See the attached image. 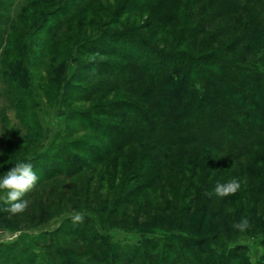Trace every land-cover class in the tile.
<instances>
[{"label":"trees","instance_id":"trees-1","mask_svg":"<svg viewBox=\"0 0 264 264\" xmlns=\"http://www.w3.org/2000/svg\"><path fill=\"white\" fill-rule=\"evenodd\" d=\"M58 10L41 12L53 22L45 34L61 28V18L67 24L66 11ZM89 10L90 4L82 12ZM121 15L144 18L145 33L106 28L76 39L60 34L53 42L77 62L80 76L60 86L48 79L65 126L26 162L39 180L24 199L44 184H68L61 196L71 191L74 197L81 182L78 194L94 206L75 211L85 214L84 222L69 219L70 233L52 231L38 252L0 253V261L249 264L240 241L264 244V0H121L114 16ZM82 53L107 59L80 61ZM86 81L90 91L74 97ZM112 91L122 100L100 103ZM91 102L92 108H82ZM233 178L241 181L235 196L207 195ZM148 193L158 194V205L137 215L146 225L107 224L114 212L103 214L107 205L121 208ZM4 207L0 201V220L17 219ZM28 214L35 227L43 226L33 209ZM40 215L45 217L44 208ZM242 218L251 223L246 233L233 227ZM94 229L122 230L136 242H105Z\"/></svg>","mask_w":264,"mask_h":264},{"label":"rangeland","instance_id":"rangeland-1","mask_svg":"<svg viewBox=\"0 0 264 264\" xmlns=\"http://www.w3.org/2000/svg\"><path fill=\"white\" fill-rule=\"evenodd\" d=\"M120 1L79 0L75 5L70 2L62 6L64 0H0V153H2L0 178L18 161L27 162L30 155L43 152L47 148L48 141L64 129V110L60 107L57 92L51 85L48 88V79L60 86L73 75L80 76V71L77 62L69 61L68 55L60 54L59 50L53 48V42L56 40L59 42L57 37L66 33L69 38L76 39L106 28L109 30L135 28L145 33L143 29L147 23L144 18L137 15L131 18L121 15L117 19L114 16ZM88 4L91 10L88 14H84L82 11ZM50 6L53 9L59 8L58 11L61 12L66 11L67 24L63 26L65 18H61L59 25L61 28L58 27L61 30L53 29V32L45 34L46 30L44 31L43 28L50 27L53 22L52 19L41 17V14ZM76 29L78 33L74 31ZM98 59L104 61L107 58H98L86 53L79 56L80 61L86 62ZM25 74H28L29 79ZM87 85V81L82 83V90L74 92V97L87 94L90 91ZM46 91L48 95L44 96ZM117 96L121 99L118 91H112L106 94L100 103L107 106L114 102ZM56 97L57 100H53ZM93 103H85L82 108L90 109ZM76 106L79 104L77 103ZM30 118H35L37 121H31ZM36 132L42 136L40 141L38 135L35 136ZM84 158L87 159V156ZM78 183L72 190L74 194L77 193L76 196L71 197L70 191L69 195L64 196L65 198H62L61 192L70 190L68 184L41 185L34 191L32 198L28 199L30 201L28 209L18 214L17 219L0 220V253H15L17 249L36 253L38 246L49 242L52 231L60 229L70 233L71 227L67 223L70 216L68 214L62 216L61 213H74L94 206L93 202L84 201L80 197L78 193L81 192L82 187L78 186ZM5 194V191H0V197ZM126 197L121 196L124 199ZM126 203L127 205L116 209L107 205L108 210L103 214H108L111 209L114 210L106 220L108 225L113 227L146 225L142 218L136 219V217L140 215L141 210L152 209L158 205V194L148 193L144 198L135 201L129 198ZM29 208L37 214L43 226L35 227L37 224L30 222ZM43 208L46 215L42 218L40 211ZM92 233H99L104 237L103 241H111L112 244L132 245L136 242L135 235L124 233L122 230L98 232L94 229ZM253 241L259 245L258 238ZM246 249L245 255L249 260V248ZM21 260L25 264V257ZM12 263L14 264V260ZM0 264L7 263L0 261ZM256 264H264V257H258Z\"/></svg>","mask_w":264,"mask_h":264},{"label":"clouds","instance_id":"clouds-1","mask_svg":"<svg viewBox=\"0 0 264 264\" xmlns=\"http://www.w3.org/2000/svg\"><path fill=\"white\" fill-rule=\"evenodd\" d=\"M0 155H2V153H0ZM38 180L39 176L34 171L33 165L30 162L18 161L6 171L2 178H0V191L6 192L3 197H0V201L6 205L3 211L7 212L10 216L24 213L30 205V201L24 199V197L26 193L30 192L36 186ZM240 188L241 181L238 178H233L224 183L218 182L213 192H209L207 195L212 196L215 194L221 198L235 196ZM70 219L74 225L83 223L85 214L76 212ZM250 226V220L247 218H242L233 225V227L241 233H246ZM239 245L249 248V264H256L258 257H264V244L258 245L251 239H244L240 241ZM234 247H236V245H229L230 250Z\"/></svg>","mask_w":264,"mask_h":264}]
</instances>
